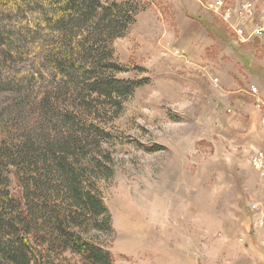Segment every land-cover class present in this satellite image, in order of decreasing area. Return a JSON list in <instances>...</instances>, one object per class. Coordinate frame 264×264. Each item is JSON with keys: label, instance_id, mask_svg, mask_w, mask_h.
Masks as SVG:
<instances>
[{"label": "rangeland", "instance_id": "1", "mask_svg": "<svg viewBox=\"0 0 264 264\" xmlns=\"http://www.w3.org/2000/svg\"><path fill=\"white\" fill-rule=\"evenodd\" d=\"M131 1L135 21L112 43L125 69L117 78L147 83L105 125L113 175L99 185L114 229L105 246L115 264H231L258 231L249 205L264 203V176L250 165L264 129L247 94L254 86L264 98V39L234 28L264 26V0H225L255 12L224 18L212 0Z\"/></svg>", "mask_w": 264, "mask_h": 264}, {"label": "trees", "instance_id": "2", "mask_svg": "<svg viewBox=\"0 0 264 264\" xmlns=\"http://www.w3.org/2000/svg\"><path fill=\"white\" fill-rule=\"evenodd\" d=\"M136 13L131 0H0V264H115L99 183L113 175L105 125L147 83L117 78L112 47Z\"/></svg>", "mask_w": 264, "mask_h": 264}, {"label": "built area", "instance_id": "3", "mask_svg": "<svg viewBox=\"0 0 264 264\" xmlns=\"http://www.w3.org/2000/svg\"><path fill=\"white\" fill-rule=\"evenodd\" d=\"M196 1L203 5V0ZM206 6L221 18L228 17L230 13L234 11H237L240 17L245 15L252 16L255 12V6L250 1H243L236 9L225 0H212L207 3ZM234 34L242 40L252 36L264 39V26L255 24L250 34H248L244 28L238 26L234 28ZM247 94L253 96L255 99L254 103L258 111V124L261 129H264V98L259 95L257 88L254 86L249 88ZM227 111L230 112L231 110L228 109ZM250 165L254 170L258 171L261 176H264V152L256 151L250 158ZM249 207L252 213L254 228L264 230V210H261L257 203H252Z\"/></svg>", "mask_w": 264, "mask_h": 264}, {"label": "crops", "instance_id": "4", "mask_svg": "<svg viewBox=\"0 0 264 264\" xmlns=\"http://www.w3.org/2000/svg\"><path fill=\"white\" fill-rule=\"evenodd\" d=\"M261 144L264 145V137L261 139ZM257 203L261 210H264V203ZM258 231L251 235L249 243L244 244V254H238L236 259L231 260V264H264V230L257 229ZM251 245V246H250ZM232 247V246H231ZM253 247V249H252ZM256 248V249H254ZM260 256L263 259V262L259 263L256 259Z\"/></svg>", "mask_w": 264, "mask_h": 264}]
</instances>
